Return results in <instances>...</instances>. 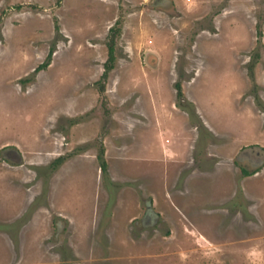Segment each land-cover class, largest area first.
Returning <instances> with one entry per match:
<instances>
[{"label": "rangeland", "instance_id": "1", "mask_svg": "<svg viewBox=\"0 0 264 264\" xmlns=\"http://www.w3.org/2000/svg\"><path fill=\"white\" fill-rule=\"evenodd\" d=\"M250 146L264 0H0V264H264Z\"/></svg>", "mask_w": 264, "mask_h": 264}, {"label": "trees", "instance_id": "2", "mask_svg": "<svg viewBox=\"0 0 264 264\" xmlns=\"http://www.w3.org/2000/svg\"><path fill=\"white\" fill-rule=\"evenodd\" d=\"M17 9H19V7H16ZM57 29V27H56ZM108 37H109V42L106 44L107 46V51H108V58L107 60L104 62L103 64V73L101 75V80H105L107 78V74L113 69V65L112 62L114 60V45H115V40L117 38V36L119 35V29H116V27H111L108 30ZM50 57H51V53H48L47 59L44 63H42L41 65H39L35 70L36 71H41L44 70L45 68H47V66L50 64ZM175 88H176V98L177 100H182V95H181V91H180V86L179 84H175ZM177 104V103H176ZM178 105V104H177ZM60 159L55 160L53 165H56L59 162ZM100 168L101 170L104 172L106 169V166L103 162L100 163ZM243 175L247 176L249 175V173H247L246 171H243Z\"/></svg>", "mask_w": 264, "mask_h": 264}, {"label": "flooded vegetation", "instance_id": "3", "mask_svg": "<svg viewBox=\"0 0 264 264\" xmlns=\"http://www.w3.org/2000/svg\"><path fill=\"white\" fill-rule=\"evenodd\" d=\"M256 153L264 154L263 151L258 147H254V146L245 147L244 149H242V151L240 153V159L254 163V161L256 160V158H255ZM254 167H258V163L255 164L253 167L250 166L249 170L248 169H241V173L243 174V171H246L247 173H251V170L255 169ZM249 175H251V174H249Z\"/></svg>", "mask_w": 264, "mask_h": 264}]
</instances>
